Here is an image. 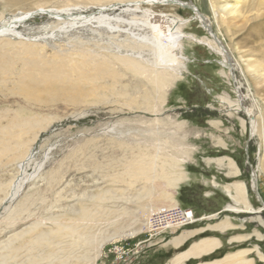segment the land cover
<instances>
[{
  "label": "rangeland",
  "instance_id": "1",
  "mask_svg": "<svg viewBox=\"0 0 264 264\" xmlns=\"http://www.w3.org/2000/svg\"><path fill=\"white\" fill-rule=\"evenodd\" d=\"M145 1L0 0V26L41 7L90 15L109 2L115 9L107 14L129 19L131 12L122 9L139 2L148 7ZM180 1L208 12L206 0ZM169 9L182 19L183 33L210 38L188 9ZM133 14L142 16L139 10ZM56 25L36 13L16 22L17 34H0V264H176L206 235L219 237L221 248L181 264L212 261L241 248L253 249L245 255L252 259L249 264H264L254 249L264 257V211L224 210L233 201L222 189L241 181L249 203L260 207L250 188L254 172L264 202L263 150L258 136L250 134L244 110H235L234 92L236 81L242 107L252 106L248 88L264 104V76L254 81L245 69L253 59L264 67V15L243 29L234 27L231 39L224 31L220 35L224 45L235 47L233 55L245 75L231 73L222 56L204 43L182 38L183 68L165 86L122 64V59L136 58L150 70L153 65L148 49L136 53L139 44L127 34L95 24ZM1 146L14 148L7 153ZM28 149L40 166L34 171L33 163L26 167L25 174L32 176L9 203L6 196L21 176L19 157ZM221 157L234 162L235 176L226 174L225 158L220 165L206 161ZM187 208L204 219L153 231L154 214L179 215ZM224 217L240 228L211 229ZM202 227L204 232L177 244L182 231ZM235 233L251 235L228 243Z\"/></svg>",
  "mask_w": 264,
  "mask_h": 264
},
{
  "label": "bare ground",
  "instance_id": "2",
  "mask_svg": "<svg viewBox=\"0 0 264 264\" xmlns=\"http://www.w3.org/2000/svg\"><path fill=\"white\" fill-rule=\"evenodd\" d=\"M8 1L11 4H17L27 0H8ZM145 3L149 6L143 8L139 2L138 3L139 5H137L135 8H131L129 6L123 8L121 12L123 13L131 12L130 14H132V17L129 19H125L120 15L110 16L109 14H107L106 11L115 9L114 7H112L113 5L112 2H109L106 5L99 4L97 8V12L90 15L79 14L78 12H74V10L70 9L69 7H64L61 9L41 7L38 8L37 10L26 11L19 17L16 16L11 18L9 22L0 26V34L5 32H12L14 34H17V31L14 29V25L16 24V22L26 17H31L36 13H40L46 15L49 19L58 22V25H56V27H58L59 29L69 28L70 26H74V25L84 26L88 24H95L96 27L105 28L111 32H119V33L127 34L129 37H131L134 40V43L139 44L137 46L138 52L136 51V53L141 54V51L144 47L148 49V51L153 56V60H152L153 65L151 67L152 70H150V68H146L143 65H140L138 61H135L136 58L133 60L130 58L129 59L127 58L125 60L122 59L121 60L122 64L126 67H132L133 69H135L136 72H139V70H141L143 74L146 73L144 75L147 80L160 86L163 85L165 86V84L167 83L170 85L171 82H174L176 76L178 77L180 74L181 67L183 68V62L185 61V57L182 53V46H181L182 43H180V40H182V38L194 39L195 42L197 41L199 43H204L214 52L222 56L223 65L227 66L228 69L231 70V73L237 70L242 75L244 74L243 66H241V64L238 62L236 57L233 55V49L235 47L231 46L230 44H228L227 46L224 45L222 39L220 38V35L222 34V31H224L225 33L229 34V38L231 39V36L233 34L232 29H234V27L243 29L245 26H247L249 22H252L253 20L259 17H262L264 15V0H206L207 11H208L206 14L201 12L195 4L188 1L146 0ZM162 6H166V9L164 10L163 8L161 9ZM106 7H110V8H106ZM177 7L188 9L191 12V19L198 22L204 30L209 32L210 38H207L205 40L202 38L197 39L191 36L192 34L188 35L183 33L179 29V25H178L179 23H181L182 19H179L176 16V14H173L172 10L169 9V8H177ZM246 9H249V12H247V14H246ZM138 10L141 11L142 13V16L140 18L135 17V15L133 14ZM235 22H240V23H235ZM118 60H120V58H118ZM245 69L251 74L252 76L251 78L254 81H256V76L257 78L259 77L260 74L264 76V67L262 66V64L260 67L258 59L247 60L245 62ZM147 72L149 73L147 74ZM240 85L241 83L238 84L236 81H234V92L237 95V103H236L237 107L235 108V110L237 111L244 110L243 112H245V114L249 118L250 132H251L250 134L256 135L259 138V141L261 143L260 145L263 150L262 155L259 159V169L264 177V104L263 106H261L259 101H257V99L253 96L250 89L248 88L247 90L249 91V94L252 96V106L242 107L243 100H242V95L240 93V89H241ZM247 87H249L248 84ZM261 91H264V86L260 89V92ZM13 126L14 125H12V127ZM14 134L15 133H13V135ZM11 147L14 148L13 146H4L2 151L7 153L9 151L11 152ZM33 156H34L33 152H31V150L29 151V149L24 154L20 155L18 170H21L20 173L21 176L16 180L15 184L13 183L15 185L14 192L12 191L10 197L6 196L8 198L9 203L13 199H15V196L21 190L23 184H25L26 181H28L29 178L32 176V173L30 175L25 174L26 167H28L30 163H33L34 164L33 171L34 169L36 170L37 168H39L40 164L36 161L33 162ZM224 158L228 161L226 166L228 172L226 174L228 176L229 175L235 176L238 173V170L231 159L226 157H221L217 159L208 158L206 161L214 162L220 165ZM143 168L146 170L147 169L146 165L144 167L142 166V169ZM139 172L142 173V171ZM255 174L253 172L251 175L250 188L254 192V194L256 193L255 197L258 198L261 204L260 207L254 208L249 203L246 197L247 192H246L245 184L241 181H234L232 183L222 186V189L224 190L226 195L234 203V204L232 203V205H228L227 207H225L224 210L235 213H251V214L264 211V202L258 191V187H257L258 184ZM181 178L182 177H179L175 181H177L178 183L181 180ZM213 184L217 185V183L215 182H213ZM6 207L9 208L8 206ZM202 219L204 218L195 219L193 222H191V224L196 222L197 220H202ZM184 223L185 222H183L182 220L174 219V221L172 222H167L168 225L166 226V228L168 229L178 226L180 227V226L190 225V223L188 224H184ZM262 223L264 224V221H262ZM238 228L240 227L231 223L227 219V217H224L223 219H220V221L211 229H216L218 230L219 233H225L228 230H235ZM205 230H206L205 227L199 229L184 230L182 231V234H180L176 238L177 244L181 242L183 243V241L189 236H193L196 233L204 232ZM254 232L259 239L262 238V235L259 232L256 231ZM250 235L251 234L248 233L247 234L235 233L229 236L227 241L228 243L245 241L246 239H249ZM220 244H221L220 239L216 237H212V236L199 237L189 246V248L185 252L182 253L181 260L177 261L176 264H181L183 260H186L190 257L200 258V256L203 257L205 253L211 254L212 248L215 245H220ZM254 249L259 253L260 259L264 260L263 255L258 251L256 246H254ZM9 250H11V248ZM252 250L253 249L251 248L237 249L236 251L228 252L224 254L222 257L218 259L208 262H200L197 264H249L252 259L246 258L245 255L251 252Z\"/></svg>",
  "mask_w": 264,
  "mask_h": 264
},
{
  "label": "built area",
  "instance_id": "3",
  "mask_svg": "<svg viewBox=\"0 0 264 264\" xmlns=\"http://www.w3.org/2000/svg\"><path fill=\"white\" fill-rule=\"evenodd\" d=\"M154 217L157 218V220L152 218L154 232H158V231L162 232L163 230L167 229L166 228V226L168 225L167 222H172L174 221L175 218H177L178 220H182L183 222H185L184 224H188V223L191 224V222H193L196 219L193 210L189 208L182 210L179 215H173L172 212L169 211L168 213L156 214V215L154 214Z\"/></svg>",
  "mask_w": 264,
  "mask_h": 264
},
{
  "label": "crops",
  "instance_id": "4",
  "mask_svg": "<svg viewBox=\"0 0 264 264\" xmlns=\"http://www.w3.org/2000/svg\"><path fill=\"white\" fill-rule=\"evenodd\" d=\"M209 236L211 237L212 235H206L205 237H209ZM212 237H215V236H212ZM216 238L219 239V237H216ZM185 240H186V239H185ZM185 240H184V241H185ZM184 241H183V242H184ZM220 241H221V239H220ZM179 244H182V242L179 243ZM215 246H217V247H215ZM215 246L212 248V253H213L215 250H218L219 248H221V246H222V241H221V244H220V245H215ZM206 255H209V254H206V253H205V256H206Z\"/></svg>",
  "mask_w": 264,
  "mask_h": 264
},
{
  "label": "water",
  "instance_id": "5",
  "mask_svg": "<svg viewBox=\"0 0 264 264\" xmlns=\"http://www.w3.org/2000/svg\"><path fill=\"white\" fill-rule=\"evenodd\" d=\"M255 195H256V193H255Z\"/></svg>",
  "mask_w": 264,
  "mask_h": 264
}]
</instances>
